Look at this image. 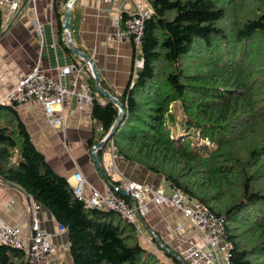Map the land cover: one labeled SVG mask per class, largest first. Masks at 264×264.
I'll use <instances>...</instances> for the list:
<instances>
[{
	"label": "trees",
	"instance_id": "trees-1",
	"mask_svg": "<svg viewBox=\"0 0 264 264\" xmlns=\"http://www.w3.org/2000/svg\"><path fill=\"white\" fill-rule=\"evenodd\" d=\"M149 1L142 64L118 97L117 154L223 215L229 264H264V0ZM1 23L0 9V31ZM2 111L13 123L0 119V182L18 185L66 228L72 264H166L140 244L133 223L84 206L13 106L0 104ZM91 114L107 131L117 107L96 99ZM23 257L0 244V264H24Z\"/></svg>",
	"mask_w": 264,
	"mask_h": 264
},
{
	"label": "crops",
	"instance_id": "crops-1",
	"mask_svg": "<svg viewBox=\"0 0 264 264\" xmlns=\"http://www.w3.org/2000/svg\"><path fill=\"white\" fill-rule=\"evenodd\" d=\"M22 1L0 31V99L15 80L35 63H39L48 74L54 75L57 66L79 61L82 71L77 75L78 83L90 85L91 94L101 102L86 62L70 49L69 52L65 49L66 34L62 23L68 0H37L34 5L29 0ZM119 1L74 0L70 5L68 28L74 45L93 60L100 84L116 97L125 91L134 59L139 57V48H135L130 41H116L111 37L113 24L110 15ZM72 78L73 75L69 74L61 77V81L69 84ZM15 112L54 173L64 177L71 185L73 173L81 171L89 183L103 189L108 176L100 173L91 155V146L100 138V133L95 130L96 120L76 110L73 97L63 105L64 127L49 125L39 105L32 109H15ZM0 119L13 123L10 115L3 111ZM115 163L117 170L111 179L119 185L125 179H135L159 186L166 193L170 191V185L161 174L122 156H117ZM13 185L16 184L0 182V218L10 224H19L23 233L29 234L33 198L18 185ZM38 218L51 233L50 240L63 244L52 255V261L56 264H72L67 233L57 231V220L42 205ZM137 225L140 244L151 250L160 248L166 256L168 252L163 245L173 251H178L188 241L207 246L204 237L194 230L191 222L180 211L164 205L152 206L147 215L137 218ZM169 255L167 257L171 258Z\"/></svg>",
	"mask_w": 264,
	"mask_h": 264
},
{
	"label": "built area",
	"instance_id": "built-area-1",
	"mask_svg": "<svg viewBox=\"0 0 264 264\" xmlns=\"http://www.w3.org/2000/svg\"><path fill=\"white\" fill-rule=\"evenodd\" d=\"M34 3L37 0H29ZM21 0H0L2 23L13 16L20 6ZM153 12L149 0H120L111 12L113 30L111 37L116 41H130L135 48L139 47L143 34L144 20ZM90 75L89 64L86 62ZM142 64L141 58H135L133 62L129 85L134 82L136 70ZM82 65L79 61L57 66L54 75L48 74L39 63H35L27 72L21 74L6 94L1 97L0 104L11 105L14 109H32L41 106L47 122L51 126L64 127L65 115L64 103L70 98L75 99V109L92 117L91 110L96 96L91 94L90 85L78 83L77 75L81 73ZM84 73V72H83ZM72 74L69 84L61 81V77ZM101 103L107 98L100 94ZM105 98V99H104ZM100 102V101H99ZM58 107V108H56ZM95 130L100 133V138L107 136L102 124L95 123ZM96 150L95 145H92ZM112 147V151H115ZM115 157V154H113ZM108 176L103 189H98L89 183L81 171L73 173L74 180L71 188L74 195L80 198L84 206L96 209H109L121 218L133 223L136 229L137 218L144 217L152 206L164 205L178 210L190 222L194 230L204 237L207 246L196 241H188L181 247L177 254L186 264H229L232 242L227 239L224 216L207 208L197 199L189 198L187 193L178 187L170 186L166 193L161 187L149 183L125 179L119 185L124 190L129 201L115 193L111 175L117 170L116 165L106 161L103 165ZM41 204L32 199L30 204L31 230L24 234L19 224H10L0 218V244H7L21 249L27 261L24 264H56L52 261V255L63 247L62 243H54L50 240L51 233L41 225L38 211ZM57 231L66 232V228L58 223ZM30 247L28 249V242ZM69 243V241H68Z\"/></svg>",
	"mask_w": 264,
	"mask_h": 264
},
{
	"label": "water",
	"instance_id": "water-1",
	"mask_svg": "<svg viewBox=\"0 0 264 264\" xmlns=\"http://www.w3.org/2000/svg\"><path fill=\"white\" fill-rule=\"evenodd\" d=\"M74 0H68L67 2V5L65 7V11H64V16H63V23H62V28L64 29L65 31V34H66V43H67V46L69 47V49L75 53L76 55H78L81 59H83L85 62H87L89 64V67H90V70H91V73H92V77L94 79V86H95V89L97 90V92L102 96V97H105L107 98L110 102H112L116 107H117V116L114 120V122L112 123V125L110 126L109 128V131L107 133V137H110V136H113L115 130L117 129L118 125H119V122L123 116V113H124V107H123V104L121 103V101L118 99V97L112 95L107 89H105L101 84H100V81H99V74H98V71H97V68L96 66L94 65L93 63V60L84 52L80 51V49H78L70 35H69V31H68V28H69V14H70V5L71 3L73 2ZM26 2V0H23L22 3ZM101 140L97 143H95V148L96 150L92 149V152H91V155H92V160L94 162V164L96 165V167L98 168V170L100 171V173L102 175H106V172L104 170V167H103V163L100 162V160L98 159L97 157V152L98 150H101L105 144V140ZM13 186H16V185H13ZM120 190V189H119ZM120 193L123 194V195H126L127 193L124 191V190H120ZM28 198V196H27ZM160 242V241H159ZM30 247V241L28 242V249ZM169 254H171L173 257H176L178 260H180L183 264H186L185 261H183L176 252H174L172 249L170 248H167V247H164V245L162 246ZM28 259V256H26L25 258V261H27Z\"/></svg>",
	"mask_w": 264,
	"mask_h": 264
},
{
	"label": "rangeland",
	"instance_id": "rangeland-1",
	"mask_svg": "<svg viewBox=\"0 0 264 264\" xmlns=\"http://www.w3.org/2000/svg\"><path fill=\"white\" fill-rule=\"evenodd\" d=\"M237 10H230V12H229V16H230V19H233V20H236V18H237ZM226 23H228V24H230L231 23V21H225ZM118 136L119 135H117V138H118ZM107 137V136H106ZM105 137V138H106ZM105 138H101V139H99V141H101V140H104ZM98 141V142H99ZM93 145H95V144H93ZM112 147H115V145H114V142H113V137L112 136H110V137H108V138H106V140H105V144H104V146H103V148L101 149V150H98V152L99 151H101V155L100 156H98V152H97V157H98V159L100 160V162H102V160H103V162L102 163H105L106 161L108 162V161H111V162H113L115 165H116V163H115V158L117 157V156H121V155H118L117 154V151H116V149H115V151H112ZM116 148V147H115ZM92 149H93V147L91 146V152H92ZM113 154H115V157H113ZM117 167V166H116ZM118 215V214H117ZM119 216V215H118ZM148 249V248H147ZM154 250H151V249H148L149 251H152L153 253H155L156 255H157V257L160 259V260H162L163 262H165L166 264H175L173 261H172V259L171 258H169V257H167L166 256V254H165V252H162L161 250H160V248H158V249H155V248H153ZM176 249H174V251H175ZM176 253H177V250L175 251Z\"/></svg>",
	"mask_w": 264,
	"mask_h": 264
}]
</instances>
